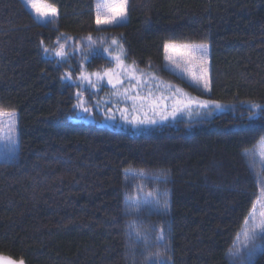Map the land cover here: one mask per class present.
<instances>
[{
  "label": "trees",
  "instance_id": "1",
  "mask_svg": "<svg viewBox=\"0 0 264 264\" xmlns=\"http://www.w3.org/2000/svg\"><path fill=\"white\" fill-rule=\"evenodd\" d=\"M47 2L58 15L41 22L23 0H0V109L16 112L18 130L16 156L0 159V254L25 264H233L256 170L264 179L245 154L264 137V0H128L120 25H97L95 0ZM114 40L140 69L227 109L140 132L72 119L77 85L66 72L107 66L100 51ZM169 41L209 43L208 94L164 68ZM56 42L66 58L46 55ZM248 104L261 107L253 115ZM127 170L155 176L166 214L132 221ZM251 264H264V249Z\"/></svg>",
  "mask_w": 264,
  "mask_h": 264
},
{
  "label": "rangeland",
  "instance_id": "2",
  "mask_svg": "<svg viewBox=\"0 0 264 264\" xmlns=\"http://www.w3.org/2000/svg\"><path fill=\"white\" fill-rule=\"evenodd\" d=\"M23 2L34 14L37 20L41 22L48 20V18L38 17L34 10L31 9L30 5L26 4L25 0H23ZM98 2L99 0H95V12H97ZM48 4L54 6L49 2ZM114 41L116 42L115 44L113 41L109 42L108 46L100 51L108 58L107 66L98 69H90L85 65L86 61H84L80 66L79 73L76 77H72V74L69 70L66 72V74H71V79L68 80L75 82L77 85L75 106L79 103L77 99V93H80L83 100L85 101V107L89 109V111L85 112L81 108L74 106V114L72 119L90 122L95 121L100 125L115 126L118 128H125L131 131L140 132L154 128L160 124L170 122L173 123L175 121L183 120L184 123L202 121L204 118H210L214 114L223 112L227 109L225 103L212 100L208 97L198 94L197 92H191L182 87L181 84H178L175 80H173V78H169L166 75L160 76V74L151 73L147 70L140 69L136 64L126 59L125 52L123 51L122 45L119 43V41ZM60 44H64L65 46V43L63 42H56L55 47L49 49L46 55L52 54L56 56L55 52L59 50ZM166 44L187 46L207 45L206 53L199 51L196 52L195 55L198 59L193 60L190 64H185L179 53L164 51V68L181 78L186 83L195 86L202 92L208 94L210 92L209 43L169 41ZM167 55H172L175 59L180 61V66L178 67L177 64L167 60L165 58ZM117 57H119V60H117ZM200 57H204V59L201 60L199 59ZM133 68L135 69V73L132 78L129 79V75L133 72ZM204 68L207 69L206 77L209 80L208 89L203 87L202 81L198 83L193 77V74H195V76L205 75L203 72ZM109 69H111L113 83H115L117 79H122L124 81L122 85H117L116 88H113V86L108 83L109 76L105 75V73L108 72ZM81 73L89 77L91 84L88 80L81 78ZM95 73H99L101 78L98 79L97 76L94 75ZM138 79L141 82L140 84H137ZM92 84H95V87H92ZM133 85L136 86L135 89H133ZM125 88L130 89L129 95H136L138 92L141 97H148V99L143 101L126 100L123 95L118 96L115 94L117 91L123 93ZM177 89L180 91L177 92ZM150 92L151 95H149ZM173 94H175V96ZM163 97H168V99H163ZM177 97L185 101L189 99L198 102L212 101L218 103L220 107L217 108L214 104H209L208 107H200L199 103H194L183 111L177 112L175 117L169 116L168 119L161 121L160 115L172 111L175 104V99ZM153 101L156 102V107L154 110L152 104ZM141 105H143V107H141ZM251 105L253 104H248L247 107L249 108V113H255L258 109H253ZM125 109H127V111H124ZM3 111L14 113V116L0 117V129H3L6 132L9 125L14 122L15 130L11 137L13 143L9 144L7 148V137H4L3 140H0V159H12L14 156H16L18 150L17 114L12 110ZM146 117L149 119H155L157 123L136 124L133 122L136 119L143 120ZM245 154L254 168L263 167L264 162H262L261 155L264 154V137L261 138L253 147L247 149ZM126 174L128 179L133 182L132 192L125 199L126 210L127 212L131 213L132 221H134L136 215L142 212H155L158 214H166L168 212V193L164 190L155 188V184L152 185L151 182L155 181V176L153 174H147L140 170H127ZM256 176L259 183V193L254 205L256 207L258 222L260 219L258 213L260 211H264V179L260 174V170H256ZM148 185L150 186V189L148 188ZM250 225L251 220H249L248 224L244 222L243 227L238 233L232 248L230 249L229 256L233 264H249V259L252 262L261 250V248L257 247V250L249 257V253L252 249V243L246 239L245 231L251 230ZM262 243H264V241L259 239L255 241L257 246L261 245Z\"/></svg>",
  "mask_w": 264,
  "mask_h": 264
},
{
  "label": "snow or ice",
  "instance_id": "3",
  "mask_svg": "<svg viewBox=\"0 0 264 264\" xmlns=\"http://www.w3.org/2000/svg\"><path fill=\"white\" fill-rule=\"evenodd\" d=\"M25 3L30 5L31 9L34 10L35 14L38 17H43V18H48V20H51L52 18H55L58 15V11L54 6H51L48 4L47 0H25ZM127 3L128 0H99L97 3V12H96V24L97 25H120L124 22H126V13H127ZM89 40H91V37H89ZM115 44L116 42L113 41ZM64 44L59 45V50L55 52V55L60 58H66V53L64 51ZM44 51L47 53L49 49L45 48ZM165 51H171V52H176L179 53L181 59L184 61L185 64H190L192 63L193 60L198 59L195 55L196 52H204L206 53L207 51V45H197V46H187V45H176V44H166L165 45ZM167 60L171 61L174 64H177V66H180V61L175 59L172 55H167L165 57ZM199 59L203 60L204 57H200ZM117 60H119V57H117ZM203 72L205 75L202 76H195L193 74V77L197 82L199 83L200 81L203 82V87L205 89L209 88V80L206 77L207 69L204 68ZM135 73V69L133 68V72L130 73L129 79L132 78V76ZM94 75L97 76L98 79H100V74L95 73ZM105 75L109 76L108 83L113 86V88H116L117 85H122L123 80L122 79H117L115 83H113V79L111 76V69L108 70V72L105 73ZM65 79H71V74H66L64 77ZM81 78L84 80H88L89 83L91 84V81L88 76H85L83 73H81ZM140 80H137V84H140ZM92 87H95V84L91 85ZM135 85H133V89H135ZM180 90L177 89V92ZM130 89L125 88L123 90V93L117 91L115 94L116 95H123L126 100H146L148 97H141L139 93L137 92L136 95H129ZM151 95V92L149 93ZM175 96V94H173ZM77 99L79 101L78 105L75 107L81 108L83 111L87 112L89 109L85 107V101L83 100L82 96L80 93H77ZM163 99H168V97H163ZM194 103H199L200 107H208L209 104H214L215 107L219 108L220 105L216 102L212 101H194V100H182L180 98L175 99V104L171 112L161 114L160 115V120H166L168 119L169 116L175 117L177 112L183 111L184 109L188 108L190 105ZM153 110L156 107V102L153 101ZM98 106V105H97ZM143 107V105H141ZM253 109H258L261 106L260 105H251ZM124 111H127L125 109ZM255 115V113H253ZM2 116H9L12 117L14 116V113H9V112H4L3 110H0V117ZM136 124H155L157 121L155 119H149L145 118L143 120L136 119L133 121ZM15 130V123H11L5 132L3 129H0V140H3L4 137H7V144L6 148L8 147L9 144H12L13 141L11 139L12 133ZM14 154V152H13ZM262 162H264V154L261 155ZM258 216L260 217L259 221L257 222V212H256V207L253 205V208L250 210L249 216L245 217V223L248 224L249 220H251V225L250 228L251 230L245 231V236L246 239L252 243V249L249 253V257L251 256L252 253H254L257 250V247L264 249V243L261 245L257 246L255 244V241L257 239L264 241V211H260L258 213ZM0 264H25L23 258L20 260H14L10 257H4L2 254H0ZM249 264H251V261L249 259Z\"/></svg>",
  "mask_w": 264,
  "mask_h": 264
}]
</instances>
